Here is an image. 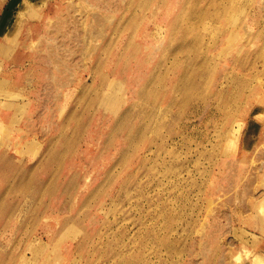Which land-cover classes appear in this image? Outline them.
Masks as SVG:
<instances>
[{
  "label": "rangeland",
  "instance_id": "rangeland-1",
  "mask_svg": "<svg viewBox=\"0 0 264 264\" xmlns=\"http://www.w3.org/2000/svg\"><path fill=\"white\" fill-rule=\"evenodd\" d=\"M2 154L0 264L264 252V0H18Z\"/></svg>",
  "mask_w": 264,
  "mask_h": 264
},
{
  "label": "clouds",
  "instance_id": "clouds-1",
  "mask_svg": "<svg viewBox=\"0 0 264 264\" xmlns=\"http://www.w3.org/2000/svg\"><path fill=\"white\" fill-rule=\"evenodd\" d=\"M242 132V128L240 125L234 126L233 135L235 137H239ZM238 144L237 140H230L226 143V151H231V145ZM264 212V209H262ZM248 260L249 264H264V257L253 256L252 253L247 250L243 249L239 252L236 256L233 257L234 264H244V261Z\"/></svg>",
  "mask_w": 264,
  "mask_h": 264
},
{
  "label": "bare ground",
  "instance_id": "bare-ground-1",
  "mask_svg": "<svg viewBox=\"0 0 264 264\" xmlns=\"http://www.w3.org/2000/svg\"><path fill=\"white\" fill-rule=\"evenodd\" d=\"M17 2H18V0H8L7 1V6H6V9H2V11H1V16H0V36L4 33V30H5V24H6V22H7V20H8V18L10 17V15H11V12L13 11V9L15 8V5L17 4ZM171 11H169V13H170ZM238 125H240L241 126V128L243 127V122L242 123H239ZM152 151H154V147L151 145L150 147H148V148H146L145 149V154H150ZM156 152V151H155ZM147 155H145V156H142L143 158H145ZM145 159H147V157L145 158ZM7 160V158H5V155L4 154H2L1 156H0V162L1 161H6ZM143 159H141V161H142ZM140 161V162H141ZM142 165H143V163H142ZM141 165V166H142ZM145 166V165H144ZM139 169V168H138ZM140 170V169H139ZM156 184V183H155ZM160 234V233H159ZM254 253H256V252H254ZM253 256H259V257H264V252L262 251V252H258V253H256V254H253Z\"/></svg>",
  "mask_w": 264,
  "mask_h": 264
}]
</instances>
